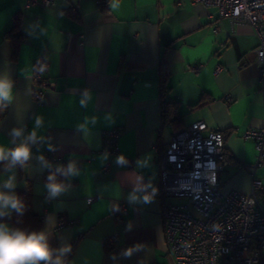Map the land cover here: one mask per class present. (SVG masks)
Returning <instances> with one entry per match:
<instances>
[{"label":"crops","instance_id":"obj_1","mask_svg":"<svg viewBox=\"0 0 264 264\" xmlns=\"http://www.w3.org/2000/svg\"><path fill=\"white\" fill-rule=\"evenodd\" d=\"M112 3L55 0L42 6L0 0V73L14 82L13 103L0 121V144L11 147L12 128L23 127L27 134L35 117H43L38 134L56 150L49 151L47 143L33 146L30 161L15 169L14 191L35 215L24 223L37 221L39 230H46V218H55L49 243L73 245L69 264H177L166 251L161 199L130 204L133 180L138 174L155 185V142L166 143L176 129L201 120L205 133L217 130L224 136L222 191L250 192L256 148L244 133L264 129L254 52L259 37L250 23L189 0H115V8ZM40 57L48 61L42 103L33 95L31 79ZM163 78L167 99L177 104L174 124L161 118ZM84 89L92 93L87 108L79 105ZM86 117L96 121L81 130ZM111 129L119 131L116 153L103 148ZM121 154L128 161L123 167L115 163ZM40 155L52 169L70 160L80 169L71 189L55 200H46V173L52 170L41 167ZM138 160L146 166L138 168ZM107 162L110 169L104 170ZM253 177L260 182L256 196L264 211V166ZM115 230L118 236L110 242ZM137 245L130 257L122 255Z\"/></svg>","mask_w":264,"mask_h":264},{"label":"built area","instance_id":"obj_2","mask_svg":"<svg viewBox=\"0 0 264 264\" xmlns=\"http://www.w3.org/2000/svg\"><path fill=\"white\" fill-rule=\"evenodd\" d=\"M54 1L29 0V3L49 6ZM189 1L214 7L221 17L229 16L253 26L259 37L254 52L259 90L264 96V0ZM47 70L48 61L38 58L31 73L32 92L38 103L43 102L48 85ZM206 127L204 121H195L174 131L168 142L156 141L153 146L158 164V179L153 187L157 189L155 196L162 201L160 218L166 251L177 264H264V211L256 196L260 182L253 177L254 170L264 166V129L244 133L256 148L250 192L224 193L218 179L224 136L217 130L205 133ZM118 133V129L105 132L106 151H118ZM109 169L107 162L104 170ZM170 198L185 201L172 202ZM92 200L87 198L88 202ZM121 211L126 214L124 204ZM117 236L115 230L108 240L113 242Z\"/></svg>","mask_w":264,"mask_h":264},{"label":"clouds","instance_id":"obj_3","mask_svg":"<svg viewBox=\"0 0 264 264\" xmlns=\"http://www.w3.org/2000/svg\"><path fill=\"white\" fill-rule=\"evenodd\" d=\"M112 7H118L113 0ZM14 100V82L6 73H0V108H6ZM92 100V93L88 89L80 92L79 105L87 108ZM106 119L111 120L110 115ZM96 121V117H86L84 124L78 126L86 130L87 125ZM44 125L42 116L35 117L34 128L26 134L25 128L14 127L9 131L11 147L0 144V165H3L2 174H8L6 179H0V264H69L66 257L71 252L70 244H63L59 248H52L49 243L50 230L55 226V218L47 217L46 230H32L13 227L7 223L13 213L22 216L26 211L23 199L15 193L16 176L15 169L24 167L32 158L33 146L47 143L49 151H55V146L47 139L38 134V129ZM107 153L102 159L106 160ZM42 168L52 169L53 166L40 155L38 158ZM117 166H126L128 161L121 154L116 157ZM145 160H138L137 167H145ZM80 175V169L75 160H70L67 165H56L50 171L44 188L46 200H55L67 193L72 185L71 180ZM61 177L63 179H61ZM133 190L129 193L130 204L151 203L157 194V189L152 186L151 181L143 182L141 175H136L133 180ZM151 189V191H148ZM118 210V209H117ZM131 226H129L130 229ZM140 246L126 249L122 255L130 257Z\"/></svg>","mask_w":264,"mask_h":264},{"label":"trees","instance_id":"obj_4","mask_svg":"<svg viewBox=\"0 0 264 264\" xmlns=\"http://www.w3.org/2000/svg\"><path fill=\"white\" fill-rule=\"evenodd\" d=\"M106 1V0H104ZM101 2V1H100ZM167 86H166V81L165 78H163L162 80V84H161V107H160V111H161V118H162V122L163 123H170V124H174L175 123V111H176V102H174L173 100L167 99L166 97V93H167ZM7 112V107L6 108H0V121L1 119L6 115ZM178 130V129H176ZM3 168V165H0V169ZM50 170H54V169H50ZM49 173H46V177L48 176ZM61 179H63L61 177ZM28 193H26L25 196H27ZM29 218V217H35V215L33 214V212L29 209L28 206H26V211L22 216H17L15 213L12 214V216L7 219V222H10L11 224L14 225H18L22 228H25L29 231L32 230H39V223L37 221L32 222L30 220H28L29 224L24 223L25 218ZM73 248V245L71 247V250Z\"/></svg>","mask_w":264,"mask_h":264},{"label":"rangeland","instance_id":"obj_5","mask_svg":"<svg viewBox=\"0 0 264 264\" xmlns=\"http://www.w3.org/2000/svg\"><path fill=\"white\" fill-rule=\"evenodd\" d=\"M172 202H184L185 200L182 198H170Z\"/></svg>","mask_w":264,"mask_h":264}]
</instances>
